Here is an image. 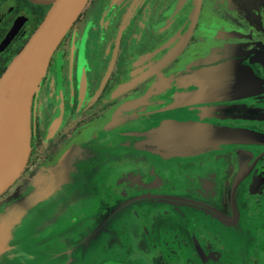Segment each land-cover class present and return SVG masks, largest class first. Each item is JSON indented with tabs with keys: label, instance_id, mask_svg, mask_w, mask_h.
Instances as JSON below:
<instances>
[{
	"label": "flooded vegetation",
	"instance_id": "1",
	"mask_svg": "<svg viewBox=\"0 0 264 264\" xmlns=\"http://www.w3.org/2000/svg\"><path fill=\"white\" fill-rule=\"evenodd\" d=\"M49 9L0 0V77ZM227 61L259 91L177 104L197 90L182 76ZM167 120L263 139L189 157L136 147ZM16 184L39 200L0 264H264V0H89L33 98Z\"/></svg>",
	"mask_w": 264,
	"mask_h": 264
},
{
	"label": "water",
	"instance_id": "2",
	"mask_svg": "<svg viewBox=\"0 0 264 264\" xmlns=\"http://www.w3.org/2000/svg\"><path fill=\"white\" fill-rule=\"evenodd\" d=\"M49 5L43 21L0 77V196L27 167L31 153V106L51 58L89 0H30ZM197 90L175 97L177 104L244 97L259 91V78L238 61H227L185 74ZM263 136L243 128L201 120H167L142 134L140 150L162 158L189 157L231 144L259 143Z\"/></svg>",
	"mask_w": 264,
	"mask_h": 264
},
{
	"label": "rangeland",
	"instance_id": "3",
	"mask_svg": "<svg viewBox=\"0 0 264 264\" xmlns=\"http://www.w3.org/2000/svg\"><path fill=\"white\" fill-rule=\"evenodd\" d=\"M21 192L20 185L16 184L0 196V258H5L11 253L9 251L10 246L19 244L12 243L14 234L18 231L20 232L18 226L21 224L22 217L28 213V209L34 208L39 200V196L34 197L33 200L19 199ZM46 196L47 194L43 198ZM17 228L18 230L16 231Z\"/></svg>",
	"mask_w": 264,
	"mask_h": 264
}]
</instances>
